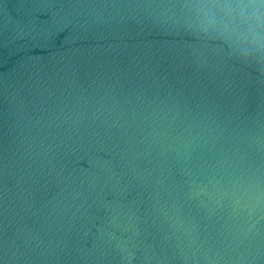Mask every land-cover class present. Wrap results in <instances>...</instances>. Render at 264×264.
Segmentation results:
<instances>
[{
	"label": "water",
	"instance_id": "obj_1",
	"mask_svg": "<svg viewBox=\"0 0 264 264\" xmlns=\"http://www.w3.org/2000/svg\"><path fill=\"white\" fill-rule=\"evenodd\" d=\"M169 0H0V264H264V65Z\"/></svg>",
	"mask_w": 264,
	"mask_h": 264
},
{
	"label": "clouds",
	"instance_id": "obj_2",
	"mask_svg": "<svg viewBox=\"0 0 264 264\" xmlns=\"http://www.w3.org/2000/svg\"><path fill=\"white\" fill-rule=\"evenodd\" d=\"M172 23L264 65V0H169Z\"/></svg>",
	"mask_w": 264,
	"mask_h": 264
}]
</instances>
